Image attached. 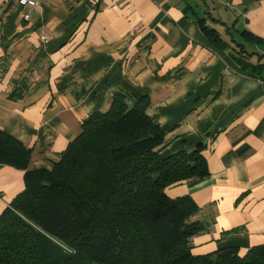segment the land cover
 Segmentation results:
<instances>
[{"label": "crops", "instance_id": "0c3cea01", "mask_svg": "<svg viewBox=\"0 0 264 264\" xmlns=\"http://www.w3.org/2000/svg\"><path fill=\"white\" fill-rule=\"evenodd\" d=\"M209 2L44 0L31 8L0 0V128L32 149L35 169L116 97L130 105L147 97L166 134L163 155L203 146L210 175L167 189L199 206L192 220L204 230L192 252L237 245L244 255L264 245V81L230 47L210 43L197 19L264 39V0H219L233 11L231 25ZM24 188L25 170L0 164V216Z\"/></svg>", "mask_w": 264, "mask_h": 264}, {"label": "trees", "instance_id": "16d2710c", "mask_svg": "<svg viewBox=\"0 0 264 264\" xmlns=\"http://www.w3.org/2000/svg\"><path fill=\"white\" fill-rule=\"evenodd\" d=\"M197 23L264 81V52L247 46H263V38L236 27L237 39L228 26L221 34L207 18ZM149 106L147 97L133 105L116 97L49 166L35 169L32 149L0 128V164L25 170L24 190L0 216V264H264V245L244 255L237 245L192 252V237L204 230L192 220L199 206L167 189L210 175L203 146L163 155L166 134Z\"/></svg>", "mask_w": 264, "mask_h": 264}, {"label": "rangeland", "instance_id": "374dc122", "mask_svg": "<svg viewBox=\"0 0 264 264\" xmlns=\"http://www.w3.org/2000/svg\"><path fill=\"white\" fill-rule=\"evenodd\" d=\"M209 5L212 8L216 7V8H212V12L214 13L215 16L220 17L221 19H224L226 21L229 22V25L232 24V19H233V11L231 9H229L228 7H226L225 5L221 4L219 2V0H213L214 2H212L211 0H209ZM200 15H205L204 9L201 8V12ZM231 23V24H230ZM209 25L212 26L213 25V21L209 20ZM238 29H242V27L237 26ZM234 32V31H233ZM237 34V33H236ZM239 39V37H237ZM249 49L255 48L254 46L248 44L247 45Z\"/></svg>", "mask_w": 264, "mask_h": 264}, {"label": "built area", "instance_id": "2783aa9c", "mask_svg": "<svg viewBox=\"0 0 264 264\" xmlns=\"http://www.w3.org/2000/svg\"><path fill=\"white\" fill-rule=\"evenodd\" d=\"M20 6H29L35 8L43 3L44 0H15ZM30 15L26 14L25 18L29 19Z\"/></svg>", "mask_w": 264, "mask_h": 264}, {"label": "water", "instance_id": "95a60500", "mask_svg": "<svg viewBox=\"0 0 264 264\" xmlns=\"http://www.w3.org/2000/svg\"><path fill=\"white\" fill-rule=\"evenodd\" d=\"M203 143H204V145H207V140H205Z\"/></svg>", "mask_w": 264, "mask_h": 264}]
</instances>
